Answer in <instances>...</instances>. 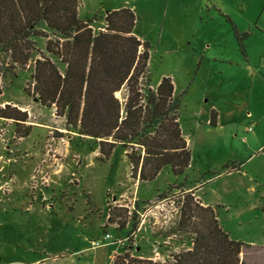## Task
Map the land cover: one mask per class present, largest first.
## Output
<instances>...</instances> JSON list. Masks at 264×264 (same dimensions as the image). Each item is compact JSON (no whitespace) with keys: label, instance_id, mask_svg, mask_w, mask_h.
<instances>
[{"label":"rangeland","instance_id":"obj_1","mask_svg":"<svg viewBox=\"0 0 264 264\" xmlns=\"http://www.w3.org/2000/svg\"><path fill=\"white\" fill-rule=\"evenodd\" d=\"M78 4L80 19L95 18L94 32L107 11H133L151 87L169 78L179 99L190 163L179 177L163 169L151 182L132 179L126 152L100 156L89 138L25 94L29 70L0 61V104L26 111L19 131L30 125L27 137L14 139L13 122L0 119V264H111L123 252L141 256L140 246L152 255L166 236L167 257L157 262H168L193 237L178 230L181 199L167 188L179 183L194 187L231 239L264 246V0ZM137 221L139 233H130ZM104 234L114 244L91 249ZM247 251L245 261L256 264Z\"/></svg>","mask_w":264,"mask_h":264},{"label":"trees","instance_id":"obj_2","mask_svg":"<svg viewBox=\"0 0 264 264\" xmlns=\"http://www.w3.org/2000/svg\"><path fill=\"white\" fill-rule=\"evenodd\" d=\"M78 6V0H0V61L29 70L25 94L64 118L67 131L89 138L100 156L126 152L132 179L151 182L163 169L183 175L190 150L179 127V99L169 78L151 87L148 48L135 34L133 11H107L103 29L94 32L95 18L80 19ZM0 119L13 122L14 139L28 136L30 125L17 129L28 122L26 111L0 104ZM167 188L179 192L178 230L193 236L191 247L165 263L123 252L111 264H245L244 245L223 230L213 208L183 183Z\"/></svg>","mask_w":264,"mask_h":264},{"label":"crops","instance_id":"obj_3","mask_svg":"<svg viewBox=\"0 0 264 264\" xmlns=\"http://www.w3.org/2000/svg\"><path fill=\"white\" fill-rule=\"evenodd\" d=\"M248 116V114H247ZM194 188V187H193ZM193 195L196 199L199 200V198L197 197L196 193H195V189H193ZM200 201V200H199ZM201 202V201H200ZM201 204L203 206H209L207 204H204L201 202ZM139 224V223H138ZM143 224V221L140 222L139 226L137 227L136 231L134 233H139V230L141 229V225ZM140 239V240H139ZM138 239V243L140 244L141 241V238ZM168 239H171L169 237H165L163 239H161V243H159L157 246H155L153 244V250L151 251L152 255H143V253H145V251H142V247H137L136 250L138 251V253H142L141 256L137 257V258H141V259H149V260H152V261H158V257L159 259L162 257H167V254H168V245L165 243L166 240ZM114 244V243H113ZM156 244V243H155ZM154 249H155V254L153 253L154 252ZM161 249H164V251H161ZM189 248H187L188 250ZM248 251H247V250ZM245 251L247 252H252L254 253V255L257 257V261H256V264H264V246H257L255 244H249V245H244L242 250H241V254H240V257L241 259L243 260V262L245 264H248L246 261H245ZM150 254V253H149ZM157 254V255H156ZM156 255V256H155ZM251 256H253V254H250Z\"/></svg>","mask_w":264,"mask_h":264},{"label":"built area","instance_id":"obj_4","mask_svg":"<svg viewBox=\"0 0 264 264\" xmlns=\"http://www.w3.org/2000/svg\"><path fill=\"white\" fill-rule=\"evenodd\" d=\"M115 241L110 237V234H104L101 239H96V240H92L90 242V248L91 249H98V248H101L103 246H108V245H112ZM155 254V249H154V252ZM157 255V254H156ZM155 255V256H156Z\"/></svg>","mask_w":264,"mask_h":264}]
</instances>
